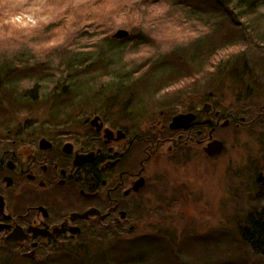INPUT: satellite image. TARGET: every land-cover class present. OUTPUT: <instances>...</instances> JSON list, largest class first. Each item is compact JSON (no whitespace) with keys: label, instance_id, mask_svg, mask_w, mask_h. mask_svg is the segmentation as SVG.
Listing matches in <instances>:
<instances>
[{"label":"rangeland","instance_id":"obj_1","mask_svg":"<svg viewBox=\"0 0 264 264\" xmlns=\"http://www.w3.org/2000/svg\"><path fill=\"white\" fill-rule=\"evenodd\" d=\"M93 1L99 20L60 27L69 18L66 7L75 12ZM166 2L0 0V69L10 66L0 72V133L35 119L78 132L99 115L112 121L129 100L135 114L153 118L195 96L210 99L238 125L246 110L257 117L264 108V6L250 23L234 25L184 19ZM118 30L128 32L125 41L111 38ZM105 36L122 49L119 62L101 52ZM234 38L233 47L215 54ZM145 40L148 45L138 44ZM15 75L18 85L10 91L5 84H14ZM263 128L255 127L256 135ZM215 136L225 150L214 161L199 149L192 161L161 160L158 171L150 164V212L140 214L130 238L95 239L85 252L61 253L49 264H264L239 237L246 216L264 208L252 182L264 165V147L235 124ZM144 243L154 248L146 251Z\"/></svg>","mask_w":264,"mask_h":264},{"label":"flooded vegetation","instance_id":"obj_2","mask_svg":"<svg viewBox=\"0 0 264 264\" xmlns=\"http://www.w3.org/2000/svg\"><path fill=\"white\" fill-rule=\"evenodd\" d=\"M195 97L154 118L148 111L135 114L129 100L112 121L99 115L78 132L36 119L1 132L0 262L49 264L58 254L85 252L95 239L130 238L140 214L150 212V164L158 171L161 160L192 161L199 149L208 160L218 159L225 150L215 136L219 129L235 124L264 147V128L260 135L255 130L264 124V108L257 117L244 111L238 125L210 99ZM180 116L190 117L188 128L171 129ZM212 141L222 143V152L208 158L204 149ZM252 182L263 199L264 165Z\"/></svg>","mask_w":264,"mask_h":264},{"label":"trees","instance_id":"obj_3","mask_svg":"<svg viewBox=\"0 0 264 264\" xmlns=\"http://www.w3.org/2000/svg\"><path fill=\"white\" fill-rule=\"evenodd\" d=\"M262 6H264V0H167V2L164 4V7H175L177 9L182 10L184 19L196 18L202 22L209 23V21H211L215 24L216 22L220 23L224 21L228 23H233L234 25L239 24L240 21L250 23L249 18L256 13L255 10L260 9L258 7ZM98 8L99 6L96 1H93V4L87 2L83 10L75 12L72 9L66 7L65 12L69 14V18L65 21L63 20V24L61 23L60 27L66 26L67 23H70L71 25H76L77 23H83L85 20H89L91 22L97 21L100 19V16L98 15ZM235 38L228 45V47L227 45H219L220 47L215 50V54L226 50L227 48L233 47L235 41L238 40ZM104 39L105 45L101 47V52L104 51V55L108 56L110 60L115 59L117 60V62H119L122 49L109 46L110 44H113L114 41L108 40L106 36ZM131 40L132 39H129V41ZM106 44L107 46H109V51L105 50ZM138 44L148 45L147 40H145V43L138 42ZM195 58L197 57H192V59L190 60L192 61ZM196 61L197 59L194 60L195 64ZM162 65L163 63H161V66ZM75 68L76 66L73 67V70H75ZM163 68L165 67L163 66ZM9 70L10 66L4 65L1 67L0 72H9ZM156 73L159 77L162 75V73L159 71H157ZM67 75L71 76L69 73H67ZM234 76L236 77V75ZM16 77L17 76L15 75L16 82L14 84L6 83L5 88L10 89V91H12L14 87L18 85ZM83 86L85 87L86 85ZM13 94H15V92H13L12 95ZM239 237L241 242L246 245V247L251 251L252 254L264 258V208L255 210L246 216L244 226L239 230ZM143 246L146 251L152 250V248H154V245L150 243H144ZM0 263L3 264V261H1ZM61 263L64 262L61 261Z\"/></svg>","mask_w":264,"mask_h":264},{"label":"water","instance_id":"obj_4","mask_svg":"<svg viewBox=\"0 0 264 264\" xmlns=\"http://www.w3.org/2000/svg\"><path fill=\"white\" fill-rule=\"evenodd\" d=\"M127 37H128V32L124 31V30H118L111 36V38L115 39V40H124ZM187 118H189V120ZM188 122H190V117H185V118H183L181 116L180 117H176V118H174L172 120L170 128L171 129H179V128L186 129V128H188L187 124H186ZM222 147L223 146H222L221 142L212 141L204 149V154L207 157H210V158L214 157V156H217V155H219L222 152Z\"/></svg>","mask_w":264,"mask_h":264},{"label":"bare ground","instance_id":"obj_5","mask_svg":"<svg viewBox=\"0 0 264 264\" xmlns=\"http://www.w3.org/2000/svg\"><path fill=\"white\" fill-rule=\"evenodd\" d=\"M69 84H70V82H69Z\"/></svg>","mask_w":264,"mask_h":264}]
</instances>
